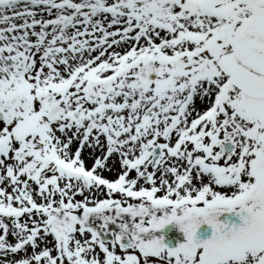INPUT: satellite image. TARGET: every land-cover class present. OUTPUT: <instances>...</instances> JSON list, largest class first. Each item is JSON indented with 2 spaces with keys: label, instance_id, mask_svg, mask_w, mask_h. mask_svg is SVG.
<instances>
[{
  "label": "snow or ice",
  "instance_id": "6c2138e0",
  "mask_svg": "<svg viewBox=\"0 0 264 264\" xmlns=\"http://www.w3.org/2000/svg\"><path fill=\"white\" fill-rule=\"evenodd\" d=\"M0 264H264V0H0Z\"/></svg>",
  "mask_w": 264,
  "mask_h": 264
},
{
  "label": "flooded vegetation",
  "instance_id": "af4514ba",
  "mask_svg": "<svg viewBox=\"0 0 264 264\" xmlns=\"http://www.w3.org/2000/svg\"><path fill=\"white\" fill-rule=\"evenodd\" d=\"M219 219L227 220L229 223H240L238 216L233 213H222ZM207 229V231H205ZM211 232V229L207 225H202L201 228L198 230V233L208 234ZM157 235L164 236V242L169 247H175L176 244L184 242V235L175 224L166 225L163 229H161ZM201 238H206L205 236H201Z\"/></svg>",
  "mask_w": 264,
  "mask_h": 264
}]
</instances>
